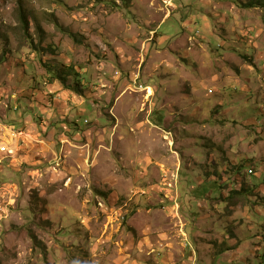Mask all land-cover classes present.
<instances>
[{
  "label": "rangeland",
  "instance_id": "374dc122",
  "mask_svg": "<svg viewBox=\"0 0 264 264\" xmlns=\"http://www.w3.org/2000/svg\"><path fill=\"white\" fill-rule=\"evenodd\" d=\"M263 237L264 0H0V264H264Z\"/></svg>",
  "mask_w": 264,
  "mask_h": 264
},
{
  "label": "crops",
  "instance_id": "0c3cea01",
  "mask_svg": "<svg viewBox=\"0 0 264 264\" xmlns=\"http://www.w3.org/2000/svg\"><path fill=\"white\" fill-rule=\"evenodd\" d=\"M60 103V102H59ZM57 103L55 102V105H56ZM60 106V105H59ZM79 109V108H78ZM80 112H86V109H85V107L84 108H81L80 107ZM32 117L34 116V118H35V115H31ZM135 123H138L137 125L139 126V127H141V129H143L144 127H146V129H147V124L148 125H150L151 123H153V122H113L112 124H108V125H106V124H102V125H100V127L98 128V127H95L97 130H96V133L98 132V131H101V130H103L104 129V131H105V133L103 134L105 137H110V131H111V128L114 126L115 128L116 127H118V129L119 130H121V128L122 127H124V126H127V127H130L129 126V124H135ZM171 122H160L159 123V125H155V127H157V128H159V130H156L157 132H155V133H158V138L156 139V138H154V140H152L150 137H152L153 136V129H150L149 131L147 130V132L146 131H141V133L140 134H137V139H136V143L137 142H141V143H138L137 144V147L139 146V145H141V144H143L142 142L143 141H145L146 139H151L152 140V143L154 144V143H157V145H158V143H160L161 141H165L164 140V138L167 136L166 134H168L167 132H170L168 129H164L163 130V126L164 125H167V124H170ZM114 124V125H113ZM97 126H99V124L97 125ZM107 128H110V131L109 130H107ZM162 128V129H161ZM90 130V129H89ZM87 131L88 133H93V131L91 130V131ZM131 132H132V130H131ZM146 133H148V135H146ZM101 134V133H100ZM111 135H112V131H111ZM119 135L120 136H122V139H123V145H124V147H126V146H128V145H130V143L128 142V137H126L125 135H123V134H121V133H119ZM138 135L139 136H143V137H138ZM148 136V137H147ZM154 137V136H153ZM142 139V140H141ZM141 140V141H140ZM149 144H151V142H149ZM148 144V145H149ZM123 145H121L118 149H119V155L121 156V157H126V154H125V152H123V150H122V148H123ZM133 146H134V144H133ZM149 148H152V147H149ZM154 148V147H153ZM152 148V150H154ZM135 149L137 150V148L135 147ZM140 153H142L141 151H139V152H137L136 153V155H138V154H140ZM135 155V156H136ZM162 167L164 168L165 166L164 165H162ZM126 172V171H125ZM141 173H138L137 175H136V177L137 176H139ZM259 186H262V184L261 185H259ZM259 188V187H258ZM237 191V190H236ZM240 191V190H239ZM235 192V191H234ZM232 193H230L229 194V196L227 197V196H225L227 199H223L225 202H227V201H229V200H231L232 202H233V204L235 205V194H232ZM223 197H224V195H223ZM234 206H232L231 208H233ZM174 210V209H173ZM231 210V209H230ZM146 217H148L149 215L148 214H146L145 215ZM182 225L184 226V228H185V225L182 223ZM184 228L182 229V232L181 233H183V236L185 237L186 236V234H185V232H184Z\"/></svg>",
  "mask_w": 264,
  "mask_h": 264
},
{
  "label": "trees",
  "instance_id": "16d2710c",
  "mask_svg": "<svg viewBox=\"0 0 264 264\" xmlns=\"http://www.w3.org/2000/svg\"><path fill=\"white\" fill-rule=\"evenodd\" d=\"M258 2H259V3H258ZM258 2L248 3L247 6H244V7H246V8L260 7L262 2H260V1H258ZM240 5H241V4H240ZM241 6H242V5H241ZM24 21H25V25H27V24H28L27 20L24 19ZM56 76H57L58 79H61V80L63 81V83L66 82V78H65L63 75H61V74L57 75V74H56Z\"/></svg>",
  "mask_w": 264,
  "mask_h": 264
},
{
  "label": "built area",
  "instance_id": "2783aa9c",
  "mask_svg": "<svg viewBox=\"0 0 264 264\" xmlns=\"http://www.w3.org/2000/svg\"><path fill=\"white\" fill-rule=\"evenodd\" d=\"M238 174L239 175V179H241V176H240V173H235L234 175ZM253 174V168H248L247 170V173L245 175L249 176V175H252ZM164 186V191H165V194H167L168 190L170 188H172V185L170 183H165L163 184Z\"/></svg>",
  "mask_w": 264,
  "mask_h": 264
},
{
  "label": "clouds",
  "instance_id": "9594fccd",
  "mask_svg": "<svg viewBox=\"0 0 264 264\" xmlns=\"http://www.w3.org/2000/svg\"><path fill=\"white\" fill-rule=\"evenodd\" d=\"M248 168H251V166H249ZM248 170V169H247ZM240 173V172H239ZM246 173H247V171H246ZM240 176H241V179H242V176H244V177H246V175H245V173L243 174V173H240ZM232 192H234V190L232 191ZM264 238V237H263Z\"/></svg>",
  "mask_w": 264,
  "mask_h": 264
}]
</instances>
